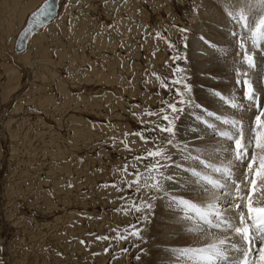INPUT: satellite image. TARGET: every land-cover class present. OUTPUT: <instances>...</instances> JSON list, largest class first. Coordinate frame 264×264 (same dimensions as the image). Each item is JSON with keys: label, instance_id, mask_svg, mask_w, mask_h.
<instances>
[{"label": "rangeland", "instance_id": "1", "mask_svg": "<svg viewBox=\"0 0 264 264\" xmlns=\"http://www.w3.org/2000/svg\"><path fill=\"white\" fill-rule=\"evenodd\" d=\"M43 1L0 0V264H153L159 192L137 193L121 177L131 181L139 168L144 183L151 158L141 163L134 157L152 150L153 142L172 157L168 134L151 129L166 123L169 103L183 109L176 127L185 113L206 106L198 90L202 73L224 82L212 88L228 106L221 119L243 117L254 127L258 109L237 80L257 74L253 87L264 102V63L247 68L231 34L227 46L215 40L218 33L205 20L221 0H59L57 16L16 54L18 33ZM229 1L233 5L220 6V20L227 30V21L234 22L231 32L248 38L264 17V0ZM195 35L211 53L223 55L232 45L230 55L238 59L233 79L225 81L226 67H194ZM248 50L264 60V43L253 49L249 39ZM236 69L249 76L237 77ZM177 90L192 104H180ZM141 132L147 143L136 135ZM162 171L167 175L168 168ZM144 199L151 209L128 210ZM191 259L198 264V257Z\"/></svg>", "mask_w": 264, "mask_h": 264}, {"label": "snow or ice", "instance_id": "2", "mask_svg": "<svg viewBox=\"0 0 264 264\" xmlns=\"http://www.w3.org/2000/svg\"><path fill=\"white\" fill-rule=\"evenodd\" d=\"M51 2L52 0H48V3L40 10L39 15L46 16L49 14ZM229 15L231 16L232 14L230 13ZM237 19L245 20L246 17L241 16ZM241 26L248 27L247 24H242ZM180 31L185 32L187 30L181 28ZM249 31L250 36L248 38L240 37L239 33H231V35L237 37L239 41L237 56L240 57L241 62L247 68H255V53L248 50V40H251L253 49L258 48L261 43H264V17L258 21L254 29L250 28ZM178 59L180 57H173V60ZM177 71H180V69H177ZM236 75L237 77H247L248 72L246 70L236 69ZM241 82L245 86L244 97L258 109V114L255 116V124L252 129L253 134L251 139L248 140L244 137L241 120H223V123L235 129L234 132H217L219 137L232 142L231 149H222L230 157L227 166L217 167L209 164L205 160H202L199 154L193 155L183 143L177 142L174 144L177 133L176 121L179 119V113L183 111L182 108L177 107L175 102L167 105L169 111L162 116V120L166 123L163 125L157 124L155 128L151 129L153 132L167 133L166 145L179 148L184 153L183 158L185 160H198L205 168H211L214 173L219 174V178H212L208 175H201L194 168L188 169L190 174L196 178L197 182H203V184L207 185L202 186V192L205 196L203 204H198L185 197H177L174 195L170 197V205H178L181 209L186 210L181 212V215L185 218L184 226L188 227L190 232L198 233L202 240L210 241L199 248H183L177 250L178 257L180 258L187 257L191 259L192 256L198 257V264H221V261L227 262L230 251L238 252L241 256L240 259L233 261V264H250L248 257L253 252L258 255V260L254 261L253 264H264V205L259 204L261 197H264V155L261 156L259 163H257L256 157L249 153V145H251L253 149L264 154V102H261L257 97L251 80H237V84ZM172 83H181V81L173 80ZM164 87L167 88L168 85L165 84ZM185 89L190 90L187 85H185ZM213 94L223 99V96L217 90H214ZM177 95L180 104H192L191 99L185 100L183 93L179 92V90H177ZM231 106L239 109L240 104L233 102ZM209 114L215 116L217 120L221 119L215 113ZM136 135H139L145 143L149 141V138L144 136L143 132L136 133ZM153 144L154 147L152 150L134 157L135 160L141 163L151 158V162L145 165L144 168V172L147 173L144 183L141 184L142 173L139 168L133 169L130 173L134 177L133 180L128 181L125 177H121L125 187L132 189L133 185H136L134 190L137 193L141 189L146 193H162L165 191L162 181H171L174 179L171 175H166L162 171V169L175 166L173 158L165 152L163 147L157 146L156 142H153ZM246 157L248 159L245 164L246 172L244 179L242 181H236L233 179V162L244 161ZM164 161L169 163H164ZM121 171L127 173L128 166L125 165ZM241 185H243L245 195L240 194L242 191ZM111 186L116 187L115 182ZM69 187H72V185H69ZM254 196L256 200L253 199ZM225 197L229 198L227 207L224 206ZM121 199L124 198L121 197ZM152 207L153 205L150 200H134L128 210L142 212ZM229 209L236 211L237 215L235 218L228 215ZM144 218L147 219V216ZM193 221H196L195 227L191 226ZM217 231L230 233L231 235H225L224 238H220L216 235ZM132 235L138 236L139 232H133ZM120 238L125 239L126 237ZM100 239H107V237H101ZM257 241L260 244L259 248L254 247ZM177 264H179V259Z\"/></svg>", "mask_w": 264, "mask_h": 264}, {"label": "bare ground", "instance_id": "3", "mask_svg": "<svg viewBox=\"0 0 264 264\" xmlns=\"http://www.w3.org/2000/svg\"><path fill=\"white\" fill-rule=\"evenodd\" d=\"M221 1L217 2L216 4H213L212 9H209L211 10L210 15L209 14L207 15L208 18H206L205 23L209 25V27L211 26L214 27L216 30L215 33H218L217 39L215 40H217L218 42L222 41L223 44L221 45L227 46V44L229 43L232 44L233 42L231 40L227 41V39L231 38L230 34L237 28V25L234 24V22L230 23L229 21H227L228 22L227 24L229 26L228 30L224 27L223 20H220L222 18H219L221 15L220 12L224 13L223 12L224 10L221 9L220 6L224 7L225 5L232 3L229 0H224L222 2ZM224 8H226V6ZM198 30H200V28H198ZM35 32H33L30 38L27 40L26 48L22 52L25 53V51L29 48V42ZM191 46L193 48L192 59H194V64H195L194 67L198 68L199 70L202 69L204 70V72L213 66H218L219 68L226 67L230 71V76L225 81L231 80L235 77V71L233 68L235 66L237 68L238 59L237 57H235V55H230L232 45L231 48L227 50V52L225 51L228 47L226 49L224 48L225 51L224 53H222L223 55H221L220 53H216V54L211 53L213 52L212 50H210L209 48H204L203 38H201V36L199 35H195V38L192 39L191 41ZM20 53H16V54L22 55ZM261 57L262 55L260 56V53H257V55L255 56V61L258 63L257 64L258 66L264 63L263 59L260 60ZM22 62L24 63V59ZM247 79H250L255 84L259 80V77L257 74L254 75L252 73L250 74V78ZM200 81L204 83L203 85L205 86L202 85L203 88L201 84L198 86V90L200 93L199 96H201V98H204L207 104L206 106L203 107H198L196 105L197 108H195L194 111L195 114L185 113L183 115L182 122L179 123L177 127L176 139L174 144L177 142L183 143L193 153V155L199 154L200 158L202 160H205L209 164L216 163L217 165L219 163L222 165L221 167L227 166L230 157L228 156L227 153L223 152L222 149L225 148L231 149L232 142L219 137L217 135V132L218 131L234 132L235 129H233L232 127L229 128L228 126L225 128V126L221 125L223 121L222 119L217 120L215 116L208 114V110L209 111L212 110L218 116L226 114L225 113L227 112L226 108L228 107V106L225 107L226 100L221 99L218 96L214 95L213 94L214 89H212L214 87L220 88L217 86H221V85L224 88L223 85L224 82L220 83L218 82V80H213V78L206 75V73L205 74L202 73V75H200ZM240 119L242 122L245 123L243 117H241ZM243 129L245 133L244 134L245 139L246 140L251 139V136L253 134L252 133L253 127L251 125L246 127L245 124H243ZM172 150L173 153L171 151L170 152L175 162V166L168 167L167 175H171L174 179L171 181H163V187L165 191L162 193L159 192V196L161 199L160 201H158L159 208L155 219L156 224L153 227L156 240L154 244L150 247V252H152V256H153V264H177L178 259H179V264H194V260L192 263V259H189L187 257L184 258L178 257L177 250L183 248H199L202 247L205 243H208L210 241L202 240L198 233L190 232L189 228L184 226L185 218L183 215H181V212L186 210L181 209L178 205H170V197L173 195L177 197H185L198 204H203L205 200V196L202 192V186H207V185L203 184V182H197L196 178L190 174L188 169L194 168L197 171H199L201 175L212 174L214 178H219V174L214 173L211 168H205L204 165H202L198 160H185L183 158L184 153L179 148L173 146ZM249 153L250 155L256 157L257 163H259L261 156L264 155L256 151L255 149H252L251 145H249ZM247 159L248 158L246 157L244 161L233 162L234 180L242 181L244 179L246 172L245 164L247 163ZM229 187H231V185H229ZM241 188L242 191L240 194L245 195L246 193L243 191V185H241ZM228 199H229L228 197H225V204H224L225 207H227ZM253 199L256 200V197L254 196ZM259 201H261L259 202V204L264 205V197H261ZM166 205L169 208H166ZM228 215L235 218L237 213L235 210L229 209ZM191 226L195 227L196 221H193ZM216 235L218 237H220L221 235V237L223 236L222 238H224L225 235H231V234L217 231ZM233 239L235 240V238ZM254 247L255 248L260 247L258 241L256 245H254ZM194 257L196 256H192V258ZM240 258H241L240 253L235 251H230L229 260L227 262L221 261V264H233V261L238 260ZM257 259H258V255L255 252L249 255V261H252V263L254 260L256 261Z\"/></svg>", "mask_w": 264, "mask_h": 264}, {"label": "water", "instance_id": "4", "mask_svg": "<svg viewBox=\"0 0 264 264\" xmlns=\"http://www.w3.org/2000/svg\"><path fill=\"white\" fill-rule=\"evenodd\" d=\"M58 1L52 0L51 7L49 9V14L39 15L40 10L44 7L48 0L43 1L40 7L34 11L27 20V23L23 29L18 33L15 40V52L20 53L26 48L27 40L30 38L31 34L35 31H38L41 27H43L48 22L52 21L58 14ZM38 17V18H35ZM27 33V35H26Z\"/></svg>", "mask_w": 264, "mask_h": 264}]
</instances>
